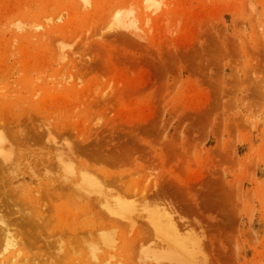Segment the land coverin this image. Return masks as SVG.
<instances>
[{"label":"rangeland","instance_id":"obj_1","mask_svg":"<svg viewBox=\"0 0 264 264\" xmlns=\"http://www.w3.org/2000/svg\"><path fill=\"white\" fill-rule=\"evenodd\" d=\"M0 217V264H264V0H0Z\"/></svg>","mask_w":264,"mask_h":264},{"label":"bare ground","instance_id":"obj_2","mask_svg":"<svg viewBox=\"0 0 264 264\" xmlns=\"http://www.w3.org/2000/svg\"><path fill=\"white\" fill-rule=\"evenodd\" d=\"M57 164V163H56ZM100 178V177H99ZM115 179V178H114ZM112 182V181H111ZM2 184V183H1ZM110 186H111V184H109ZM114 186V185H113ZM156 188V187H155ZM2 197V196H1ZM98 205V204H97ZM35 214V213H34ZM120 216L122 217V218H128L127 216H126V214H123V213H121L120 214ZM171 216V215H170ZM7 217V216H6ZM173 217V216H172ZM171 217V218H172ZM1 218V217H0ZM4 219V218H3ZM5 221H6V219H4ZM171 220V219H170ZM0 221H2L1 219H0ZM30 221V220H29ZM173 221V220H172ZM8 222H10V221H8ZM6 223V222H5ZM120 223V222H119ZM174 223V222H173ZM6 225H7V223H6ZM177 227V226H176ZM4 228V227H3ZM16 229V228H15ZM18 229V228H17ZM13 230V229H12ZM12 230L10 229V227L9 226H6V228L5 229H1V231L3 232V234H2V239H3V243L5 244V246H12V247H14V245H16V240H17V235H15V233H12ZM19 230V229H18ZM21 232V231H20ZM195 238V237H194ZM26 243V242H25ZM174 243V242H173ZM178 242L176 241L175 242V245L177 244ZM0 244H2V243H0ZM3 245V244H2ZM25 245V244H24ZM31 247V246H30ZM1 252V251H0ZM19 252V251H18ZM175 254V253H174ZM18 256V255H17ZM180 256H182V255H180ZM44 261V260H43ZM13 263H14V261H13Z\"/></svg>","mask_w":264,"mask_h":264}]
</instances>
